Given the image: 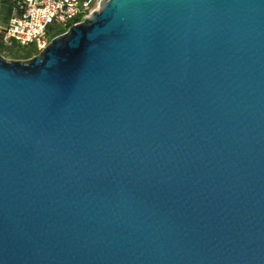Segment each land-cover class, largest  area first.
Wrapping results in <instances>:
<instances>
[{
    "label": "water",
    "instance_id": "95a60500",
    "mask_svg": "<svg viewBox=\"0 0 264 264\" xmlns=\"http://www.w3.org/2000/svg\"><path fill=\"white\" fill-rule=\"evenodd\" d=\"M0 264H264V0H102L0 55Z\"/></svg>",
    "mask_w": 264,
    "mask_h": 264
},
{
    "label": "built area",
    "instance_id": "2783aa9c",
    "mask_svg": "<svg viewBox=\"0 0 264 264\" xmlns=\"http://www.w3.org/2000/svg\"><path fill=\"white\" fill-rule=\"evenodd\" d=\"M19 13L8 21L3 32L5 45H34L42 50L56 36L90 15L94 0H16ZM55 36V37H56Z\"/></svg>",
    "mask_w": 264,
    "mask_h": 264
},
{
    "label": "rangeland",
    "instance_id": "374dc122",
    "mask_svg": "<svg viewBox=\"0 0 264 264\" xmlns=\"http://www.w3.org/2000/svg\"><path fill=\"white\" fill-rule=\"evenodd\" d=\"M9 16L10 14H7L6 19L9 18ZM5 27L6 26H3L1 28L4 29ZM41 51L42 50L34 48V45L23 46L16 42L8 45L3 43L2 46H0V55L8 60H27L39 55Z\"/></svg>",
    "mask_w": 264,
    "mask_h": 264
},
{
    "label": "crops",
    "instance_id": "0c3cea01",
    "mask_svg": "<svg viewBox=\"0 0 264 264\" xmlns=\"http://www.w3.org/2000/svg\"><path fill=\"white\" fill-rule=\"evenodd\" d=\"M16 0H0V29L8 24L9 19L16 13H19L18 5ZM10 14L9 18L6 19V15Z\"/></svg>",
    "mask_w": 264,
    "mask_h": 264
},
{
    "label": "bare ground",
    "instance_id": "6f19581e",
    "mask_svg": "<svg viewBox=\"0 0 264 264\" xmlns=\"http://www.w3.org/2000/svg\"><path fill=\"white\" fill-rule=\"evenodd\" d=\"M101 1H102V0H94V1L91 3L90 12H93L94 10L98 9L99 6H100ZM87 17H89V15H88Z\"/></svg>",
    "mask_w": 264,
    "mask_h": 264
},
{
    "label": "trees",
    "instance_id": "16d2710c",
    "mask_svg": "<svg viewBox=\"0 0 264 264\" xmlns=\"http://www.w3.org/2000/svg\"><path fill=\"white\" fill-rule=\"evenodd\" d=\"M57 34H53V36L52 37H55ZM3 42V32L2 31H0V46H2V43Z\"/></svg>",
    "mask_w": 264,
    "mask_h": 264
}]
</instances>
